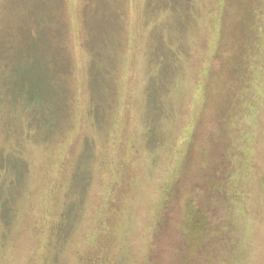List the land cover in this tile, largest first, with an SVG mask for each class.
I'll return each instance as SVG.
<instances>
[{
  "label": "rangeland",
  "instance_id": "obj_1",
  "mask_svg": "<svg viewBox=\"0 0 264 264\" xmlns=\"http://www.w3.org/2000/svg\"><path fill=\"white\" fill-rule=\"evenodd\" d=\"M243 4L0 0V144L17 142L0 148V264H156L155 253L158 264H185L191 210L222 226L226 196L208 198L207 185L224 162L236 166L227 190L248 242L238 264H264V70L245 76L263 78L246 84L259 108L241 116L240 83L233 117L226 91L240 42L252 48L264 36V0H250L252 11ZM225 113L246 129L242 149V130L232 131L229 157ZM56 177L73 223L63 237L31 225ZM225 241L211 239L200 264H219Z\"/></svg>",
  "mask_w": 264,
  "mask_h": 264
},
{
  "label": "trees",
  "instance_id": "obj_2",
  "mask_svg": "<svg viewBox=\"0 0 264 264\" xmlns=\"http://www.w3.org/2000/svg\"><path fill=\"white\" fill-rule=\"evenodd\" d=\"M252 1V0H251ZM245 6V8L250 9L251 11L253 10L252 5L250 4V0H248V5L243 4ZM256 12H262L261 11V7H257L256 8ZM251 14V18L254 20V16L255 12H251L248 14ZM261 27H260V32H261ZM262 37H264L262 34L259 33V35L257 36L256 42L253 45L252 48H250L248 45L249 43L243 44L240 42V51H239V59L235 60V62H231L230 66H231V73H230V80H234L231 81V87L227 88V97L229 98V100L231 101V108H229L228 113H230L233 117L236 113V111L238 110H234V106L238 107V103L235 102V100L237 99V94H236V88L240 87V83L242 84V101H241V109H242V113L241 116L244 112V109H250L251 107L255 108H259L260 105H257L255 102L256 98L252 97L249 95V89L246 88V84L248 82V80L253 84V87H257V84L261 81H263V78H260L261 74L260 72L258 74H255V77H251L250 79H246L245 76L248 75H252L253 71L255 70H264V65L260 66V64L262 63V60L264 61V43L262 40ZM108 43V42H107ZM258 49V55L255 56V50ZM263 52L262 55V59L260 57V54ZM256 59L258 62L255 63L251 62V60ZM257 73V72H255ZM264 75V74H263ZM87 80H88V76L85 74ZM229 80V82H230ZM238 91V89H237ZM255 92V90H254ZM249 95V97H247ZM89 103H92V101H90L88 99ZM240 112V110H239ZM263 113V110L258 112V115L261 116V114ZM227 115V113H225ZM230 114L227 115V117H229V120H227V123L230 124V126L228 125L225 129V133H226V137L229 140V142H231V145L229 143H225L224 144V150H225V156L229 157L231 154L236 155V146H235V142H233V133L232 131L234 129H238V130H242L240 131V135L242 136V145H241V149L244 148V143L246 140V129L242 127H236L233 126V119L230 117ZM73 118V117H72ZM23 121L26 123L28 121V117H24ZM11 134V133H9ZM11 135H15V134H11ZM232 135V136H231ZM9 136V135H8ZM11 137V136H10ZM20 144H18V147H20ZM10 147L8 144L6 143H2L0 144V148H3L5 150V152L8 154V151L10 150ZM11 148L16 149L17 148V142L16 145H13ZM15 151V150H14ZM59 155V154H58ZM232 157V156H231ZM5 157L0 156V178L3 177L4 173L6 174L7 172V165H6V159H4ZM77 158V157H75ZM226 161V158L224 159ZM232 161V158H231ZM230 164V165H229ZM227 167L226 173L224 172V170H219L222 173L219 174L221 176H219L218 174L211 176V179L208 181V189H209V193H208V198L210 197L211 193H214L217 198L220 195L225 194L226 196V201H224V205H225V210L223 212V219H222V226L217 230L215 228V225L212 223V220H210L209 215L206 213L205 210H201V208L197 207L196 209H192L191 210V215H189L187 221L185 223V232L188 234L185 237V240L183 241V249L181 251V255L183 256V262L185 264H200L198 256L201 252L204 253V249H207L208 251V245L210 244L211 239H216V238H224L225 241V247H226V251H225V255L224 257L221 259V261L219 262V264H238V262L241 261V253H243L244 248L247 246L248 242H243V240H241V237L238 238L237 233L238 231V214L236 213V209H235V204H237V197L236 195H234L235 200H233V202H230V196L229 194L231 193V191L227 190V187L230 186L231 189H233L234 187V174L236 173V166L235 163L231 162V163H226L224 162V168ZM59 167L55 166V171H58ZM217 170V169H213V172ZM223 172H224V176H223ZM215 173V172H214ZM60 175V174H59ZM223 176V177H222ZM56 180L58 181L57 183L55 182L53 184V190H52V196L53 198H49L47 196V201L44 206L39 207L36 210V216L35 219H33V221L31 222V225L34 226L35 228H40L43 230L45 229V231H41V232H46V231H50L51 235L53 237H63L66 233H68L72 228L70 226L73 225L72 221L71 223L67 220L66 221V217H64V212L62 210V206H63V199L61 197V193L60 191H57V186L59 182V178L56 177ZM226 186V193H224V188ZM6 196V195H5ZM223 201V199H222ZM210 205V204H209ZM212 206V205H211ZM61 208V210H60ZM63 212V213H62ZM49 217V220L52 221L54 220V222H51L52 224H47V222L44 221L45 219V215H47ZM94 215V214H92ZM91 215H88V217L86 218V220H88V218H91ZM53 218V219H52ZM0 222L2 224H4V222L0 219ZM11 223L8 222L6 223V226H9ZM40 225H42L43 227H41ZM205 233V234H204ZM83 234V233H82ZM209 235L213 236L212 238H209ZM202 236V238H204L202 241L205 243L204 245H202L201 247H197L196 243L197 240L199 239V237ZM183 238V235H182ZM24 239V237H23ZM90 241L91 246L93 247V242L94 239L91 236L87 239ZM25 239H24V244H25ZM214 248L215 250H218L216 246V243H218L217 241L214 242ZM82 248L83 251H87V247L86 244L84 242V240L82 241ZM193 249L194 255H192L191 259L187 258V254L188 252ZM206 251V252H207ZM156 252V251H155ZM217 252V251H216ZM202 254V253H201ZM203 255V254H202ZM81 254H80V260H81ZM151 256L155 259V263L158 264L156 262L157 259V255L155 253L151 254ZM211 258V257H210ZM210 261V260H209ZM109 264V263H106ZM147 264H153L151 260L148 261Z\"/></svg>",
  "mask_w": 264,
  "mask_h": 264
}]
</instances>
